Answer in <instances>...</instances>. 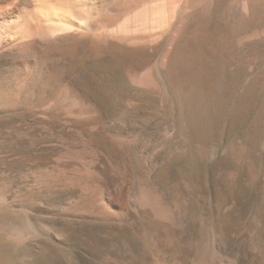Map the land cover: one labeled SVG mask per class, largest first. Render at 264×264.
I'll list each match as a JSON object with an SVG mask.
<instances>
[{
  "label": "rangeland",
  "instance_id": "obj_1",
  "mask_svg": "<svg viewBox=\"0 0 264 264\" xmlns=\"http://www.w3.org/2000/svg\"><path fill=\"white\" fill-rule=\"evenodd\" d=\"M52 1L0 0V264H264V0Z\"/></svg>",
  "mask_w": 264,
  "mask_h": 264
},
{
  "label": "bare ground",
  "instance_id": "obj_2",
  "mask_svg": "<svg viewBox=\"0 0 264 264\" xmlns=\"http://www.w3.org/2000/svg\"><path fill=\"white\" fill-rule=\"evenodd\" d=\"M52 0H31V2L34 5L36 14L42 18V20H56L61 26H63L64 28L66 27H72L74 26V20H72L71 16L72 14H70L68 11L65 12L63 9V11L61 9H58L59 7H56L55 4L51 3ZM55 1V0H54ZM65 1V0H64ZM6 2V1H5ZM53 2V1H52ZM55 3V2H54ZM59 3V2H58ZM2 4V3H0ZM70 4V3H69ZM6 5V4H5ZM59 5V4H58ZM17 10V9H16ZM61 10V11H60ZM14 17L16 18L15 23L19 24L21 22V20L25 19L22 17V13L19 11H15V14L13 13ZM15 20V19H14ZM43 20V22H44ZM26 21V19H25ZM55 21V22H56ZM51 22V21H50ZM16 24V25H17ZM23 24V23H21ZM15 25V26H16ZM76 25V24H75ZM26 26V25H25ZM62 27V28H63ZM29 30V29H28ZM21 31V30H20ZM27 35V33H26ZM3 41V40H2ZM23 44H26L23 42ZM20 45V44H19ZM28 45V44H26ZM30 45V44H29ZM24 46V45H21ZM20 46V47H21Z\"/></svg>",
  "mask_w": 264,
  "mask_h": 264
}]
</instances>
